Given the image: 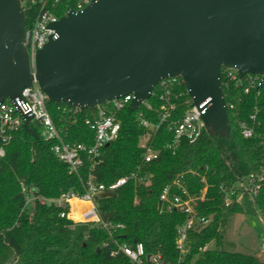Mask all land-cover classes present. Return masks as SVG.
<instances>
[{"label":"trees","instance_id":"16d2710c","mask_svg":"<svg viewBox=\"0 0 264 264\" xmlns=\"http://www.w3.org/2000/svg\"><path fill=\"white\" fill-rule=\"evenodd\" d=\"M25 14L28 27L31 13L26 10ZM222 89L227 104L237 102L236 111H228L229 132L207 129L195 143L183 141L173 151L168 147L173 140L170 124L185 115L192 98L184 82L171 89L178 96L177 110L160 123L163 89L156 86L146 103L138 108L129 104L120 112L121 130L117 139L103 148L102 162L92 169L85 157L79 174L56 157L52 150L56 141H45L35 121L23 124L7 145L0 142L5 150L0 156V264L11 260L14 264H133L124 254L114 253L106 230L89 225L86 233L76 235L79 224L62 218L60 208L39 203L24 208L22 183L46 198H58L63 192L83 194L90 173L106 187L118 178L139 173L116 192H104L95 199L103 219L123 224L124 228L115 233L121 242L132 246L142 243L147 255L160 254L167 263L179 264L177 228L188 215L178 210L162 211L160 200L167 186H172L175 194L182 193L174 184L179 180L195 197H200L207 186L205 199L194 208L209 220L202 229L190 230L188 252L180 264H264L258 252L239 250L230 239L235 217L245 212L238 191L232 195L233 202L225 204L226 191L251 175L264 173V137L245 138L238 124L251 123L249 117L257 108L261 122L258 133H264V87L259 96L255 92L245 94L234 85H223ZM47 106L65 142L94 143V132L84 123L88 111L71 113L70 105L50 100ZM139 114L160 124L148 142L160 154L150 163L144 162L145 149L140 146L147 130L140 124ZM252 204L264 215V181ZM210 243L214 247L204 249Z\"/></svg>","mask_w":264,"mask_h":264},{"label":"water","instance_id":"95a60500","mask_svg":"<svg viewBox=\"0 0 264 264\" xmlns=\"http://www.w3.org/2000/svg\"><path fill=\"white\" fill-rule=\"evenodd\" d=\"M54 27L34 76L21 2L0 0V102L36 79L53 102L85 110L133 93L138 108L162 79L181 76L193 105L206 103L207 127L227 133L222 67L264 82V0H98Z\"/></svg>","mask_w":264,"mask_h":264},{"label":"built area","instance_id":"2783aa9c","mask_svg":"<svg viewBox=\"0 0 264 264\" xmlns=\"http://www.w3.org/2000/svg\"><path fill=\"white\" fill-rule=\"evenodd\" d=\"M96 1L98 0H20L25 13L26 10L31 13L29 25L28 27L26 26L24 45L29 53L31 73L34 76L37 73L36 57L39 50L51 40H56L59 37L54 25L69 13L83 12ZM182 82L184 80L181 76H170L158 83L157 86L163 89L160 123L166 122L176 112L177 104L175 99L178 96L173 95L171 89ZM223 85L228 88L234 85L235 88H242L245 94L255 92L259 96L264 87V82L262 75L245 74L241 76L236 68L223 66L221 69V86ZM134 98V94L131 93L85 110L70 105L71 107L68 111L71 113L76 114L80 111H88V116L85 117L84 123L94 132V143L90 146L83 143H68L63 138L62 129L51 116L47 106L49 101L47 94L42 90L38 81L34 79L32 85L22 90L20 97L14 100L7 98L0 102V142L3 145H7L21 126L26 124V117L30 116L32 117L30 122L35 121L40 124L41 135L45 141H56L52 148L56 157L65 163L71 172L79 174L80 169L84 165L85 157L90 159L92 169L102 162L103 148L115 141L121 130L119 114L127 105L132 103ZM146 101L141 104L146 103ZM205 104L197 108L193 105L192 100V106L185 115L170 124L169 130L173 134V140L168 144L170 149L175 151L183 141L190 144L195 143L209 129L203 119V115L206 112ZM226 107L227 111L235 112L237 102H234V100L228 104L226 102ZM65 110L67 109L65 108ZM249 118L251 123L238 121L242 135L245 138L264 137V133L262 135L258 133V127L261 122L258 120L257 108ZM138 120L147 130L149 135L147 141L149 142L160 124L151 123L142 114L138 115ZM148 142L141 145L145 149L144 162L146 163L158 159L160 154L159 151L149 146ZM4 154L5 150L2 147L0 148V156ZM138 176L139 173H133L129 176L118 178L106 187L104 184L97 183L95 176L90 173L86 190L83 194L63 192L58 198H46L39 194L36 189L28 188L22 183V192L26 195L24 208H30L36 203L60 208V216L62 218L72 220L76 224L95 225L106 230L112 240L114 253L124 254L133 264H169L160 254L147 255L145 246L142 243L132 246L117 239L115 233L118 229L124 228L123 224H114L103 219L95 204L97 196L104 192L114 193L131 179L138 178ZM202 181L205 182V179L203 178ZM263 181L264 173L245 178L225 192V204L229 206L233 202L232 195L237 191L239 192V190L246 192L251 201H254ZM174 184L182 193L175 194L172 192V186H167L163 190L160 200L162 211L170 213L178 210L188 215L187 221L177 228L176 246L180 253V264L188 252L190 230H197L200 226H204L209 222L208 219L199 216L194 208L199 200L203 201L205 199L207 186L203 189L200 197H195L188 193L179 180L175 181ZM78 202L88 204V207L80 212L79 216L81 218L76 215L79 211ZM262 248L264 249V242L262 243Z\"/></svg>","mask_w":264,"mask_h":264},{"label":"rangeland","instance_id":"374dc122","mask_svg":"<svg viewBox=\"0 0 264 264\" xmlns=\"http://www.w3.org/2000/svg\"><path fill=\"white\" fill-rule=\"evenodd\" d=\"M148 136V134H145L141 138L140 146L148 142ZM238 200L245 212L235 217L230 229V239L235 242L239 250L251 253L258 252L259 256L264 260V249L262 248V243L264 242V215L254 209L250 197L243 190H239ZM80 205L84 209L87 204L82 203ZM80 209L82 208L78 207L79 211L76 215H79ZM77 217L81 218L80 216ZM204 226H200L198 229H202ZM88 228V224H79L75 228V233L76 235L83 232L86 233ZM213 247L214 243H210L204 249Z\"/></svg>","mask_w":264,"mask_h":264},{"label":"crops","instance_id":"0c3cea01","mask_svg":"<svg viewBox=\"0 0 264 264\" xmlns=\"http://www.w3.org/2000/svg\"><path fill=\"white\" fill-rule=\"evenodd\" d=\"M80 204H82V203H80V202H78V207H80V208H82V209H80V212H82L83 210H85V208H87L88 207V204L87 203H85V204H87L86 205V207L83 209V207H81V205ZM80 214V213H79ZM79 216V215H78ZM260 255V254H259Z\"/></svg>","mask_w":264,"mask_h":264}]
</instances>
